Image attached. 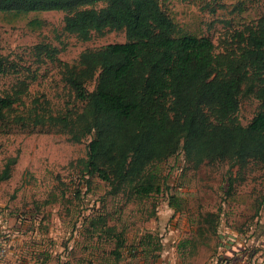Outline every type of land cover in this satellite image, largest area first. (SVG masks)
Segmentation results:
<instances>
[{
    "label": "rangeland",
    "instance_id": "obj_1",
    "mask_svg": "<svg viewBox=\"0 0 264 264\" xmlns=\"http://www.w3.org/2000/svg\"><path fill=\"white\" fill-rule=\"evenodd\" d=\"M160 6L177 36L208 37L217 52L224 38L264 15V0H160ZM64 18L55 11L0 13V56L7 70L0 74V95L26 84L22 105L15 106L19 112L35 102L52 112L71 106L59 63L73 64L85 50L125 41L123 31L81 41L64 31ZM40 45L55 50V58L39 54ZM97 83L98 74L87 90L93 92ZM258 105L242 95L236 114L241 125L251 121ZM87 143L39 129L0 133V173L8 159L17 158L10 178L0 181V264H20L24 249L39 250L57 264H113L108 252L118 234L124 240L119 264H223L230 255L264 264L259 167L240 170L224 162L193 169L178 151L153 170L154 185L113 194L98 178L83 177L79 160L86 158ZM90 220H102L115 232H94Z\"/></svg>",
    "mask_w": 264,
    "mask_h": 264
},
{
    "label": "trees",
    "instance_id": "obj_2",
    "mask_svg": "<svg viewBox=\"0 0 264 264\" xmlns=\"http://www.w3.org/2000/svg\"><path fill=\"white\" fill-rule=\"evenodd\" d=\"M100 3V11L84 9ZM50 11L63 12L64 31L81 41L105 31H123L125 41L59 63L72 104L63 110L35 102L19 112L26 84L0 95V133L18 127L62 134L72 143L88 140L86 158L79 160L83 177L98 178L113 194L154 185L153 170L178 151L193 169L227 162L264 171V15L224 38L217 52L208 37L177 36L160 0H0V13ZM36 48L56 56L48 46ZM6 71L0 56V74ZM97 74L89 92L86 85ZM242 95L259 103L246 126L236 116ZM16 160H7L0 181L10 178ZM89 226L115 232L102 220ZM114 246L108 258L118 264L121 234Z\"/></svg>",
    "mask_w": 264,
    "mask_h": 264
},
{
    "label": "crops",
    "instance_id": "obj_3",
    "mask_svg": "<svg viewBox=\"0 0 264 264\" xmlns=\"http://www.w3.org/2000/svg\"><path fill=\"white\" fill-rule=\"evenodd\" d=\"M21 253V252H20ZM39 250L36 254L35 251H32L31 249H24L22 251V253L20 254V256H22V259L20 260V264H30L28 262V258L30 260H35L36 264H57L56 262L52 261V257H50V255H46V254H38ZM136 259V258H135ZM226 261H224L223 264H249L246 260L245 257H241L239 255H235V256H227L226 257ZM51 262V263H50ZM64 263V262H63ZM63 263H59V264H63ZM66 263V262H65ZM71 263V262H70ZM121 263V262H120ZM72 264V263H71ZM119 264V263H118Z\"/></svg>",
    "mask_w": 264,
    "mask_h": 264
}]
</instances>
